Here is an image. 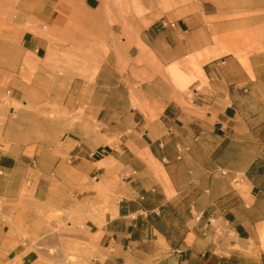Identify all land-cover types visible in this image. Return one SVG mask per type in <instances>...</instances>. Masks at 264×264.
Instances as JSON below:
<instances>
[{
    "label": "crops",
    "instance_id": "obj_1",
    "mask_svg": "<svg viewBox=\"0 0 264 264\" xmlns=\"http://www.w3.org/2000/svg\"><path fill=\"white\" fill-rule=\"evenodd\" d=\"M111 1L0 0V66L33 115L0 152V197L38 205L0 204V264H264V45L229 39L264 15ZM53 209L77 226L59 253L8 221L35 231Z\"/></svg>",
    "mask_w": 264,
    "mask_h": 264
},
{
    "label": "rangeland",
    "instance_id": "obj_2",
    "mask_svg": "<svg viewBox=\"0 0 264 264\" xmlns=\"http://www.w3.org/2000/svg\"><path fill=\"white\" fill-rule=\"evenodd\" d=\"M137 1V2H136ZM159 1V2H158ZM245 9L251 6H256L264 15V0H240ZM109 4L115 8L119 15H137L143 13H157L165 15L172 9L173 0H115ZM122 8V9H121ZM264 18L261 19L260 24L253 28H244L238 30V33L229 35V39L235 45H264ZM6 56L11 55V50L14 45H4ZM22 76L20 77L25 83L27 82L26 62L22 69ZM14 77L18 78L17 74ZM12 73L3 70L0 66V152H10L12 141L27 133L28 123L33 118V115L28 113H20L21 109H26L29 106L28 97L25 96L21 100H13L9 90L12 83ZM41 105H43L41 103ZM53 119H59L61 114H48ZM42 117V115H41ZM27 152H31L28 150ZM7 201L8 204L15 203L27 210L31 207H37V202L25 187L22 194L15 199H3L0 197V204ZM53 212L44 219L40 220V225L31 231L29 227H25L23 218L19 216L13 217L12 210L8 215V221L15 225L18 230H21L23 236L36 234L35 245L40 248L50 249L53 253H59L61 250L66 251L70 248L68 242V235L73 234L77 226L75 222L69 223L65 219H61V212L58 209H53ZM70 220V219H69ZM40 234V235H38ZM45 239L47 241L45 242ZM66 254V253H65ZM78 258L71 255L62 258L59 264H75Z\"/></svg>",
    "mask_w": 264,
    "mask_h": 264
},
{
    "label": "bare ground",
    "instance_id": "obj_3",
    "mask_svg": "<svg viewBox=\"0 0 264 264\" xmlns=\"http://www.w3.org/2000/svg\"><path fill=\"white\" fill-rule=\"evenodd\" d=\"M137 2V1H136ZM159 2V1H158ZM122 9V8H121Z\"/></svg>",
    "mask_w": 264,
    "mask_h": 264
}]
</instances>
